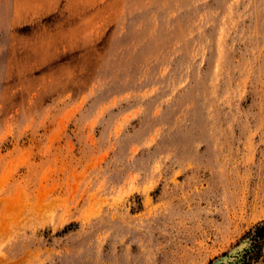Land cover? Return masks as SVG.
Instances as JSON below:
<instances>
[{
    "label": "rangeland",
    "instance_id": "obj_1",
    "mask_svg": "<svg viewBox=\"0 0 264 264\" xmlns=\"http://www.w3.org/2000/svg\"><path fill=\"white\" fill-rule=\"evenodd\" d=\"M260 220L264 0H0V264H209Z\"/></svg>",
    "mask_w": 264,
    "mask_h": 264
},
{
    "label": "trees",
    "instance_id": "obj_2",
    "mask_svg": "<svg viewBox=\"0 0 264 264\" xmlns=\"http://www.w3.org/2000/svg\"><path fill=\"white\" fill-rule=\"evenodd\" d=\"M245 238L248 243L241 249L235 250L233 254L227 251L223 256L228 257L226 262L218 264H262L264 263V220L256 223L247 233ZM240 243L235 245L238 246ZM209 264H217L210 261Z\"/></svg>",
    "mask_w": 264,
    "mask_h": 264
},
{
    "label": "water",
    "instance_id": "obj_3",
    "mask_svg": "<svg viewBox=\"0 0 264 264\" xmlns=\"http://www.w3.org/2000/svg\"><path fill=\"white\" fill-rule=\"evenodd\" d=\"M245 245V244H244ZM243 243L241 244H239L238 246H236L234 249H233V251H230L229 252V254H233V252H235V250H237V249H241L243 246ZM227 259H229L228 257H226V256H222V257H220V259H217V261H216V263L218 264V263H220V262H226L227 261Z\"/></svg>",
    "mask_w": 264,
    "mask_h": 264
}]
</instances>
